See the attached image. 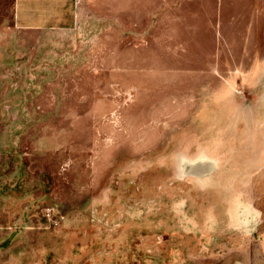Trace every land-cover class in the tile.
Wrapping results in <instances>:
<instances>
[{
  "label": "rangeland",
  "instance_id": "rangeland-1",
  "mask_svg": "<svg viewBox=\"0 0 264 264\" xmlns=\"http://www.w3.org/2000/svg\"><path fill=\"white\" fill-rule=\"evenodd\" d=\"M45 38L0 69V264H264V0L80 1Z\"/></svg>",
  "mask_w": 264,
  "mask_h": 264
},
{
  "label": "crops",
  "instance_id": "crops-1",
  "mask_svg": "<svg viewBox=\"0 0 264 264\" xmlns=\"http://www.w3.org/2000/svg\"><path fill=\"white\" fill-rule=\"evenodd\" d=\"M98 0H0V69L9 61L19 69L38 57L45 37L57 34L74 21L79 2ZM8 62V64H9Z\"/></svg>",
  "mask_w": 264,
  "mask_h": 264
}]
</instances>
